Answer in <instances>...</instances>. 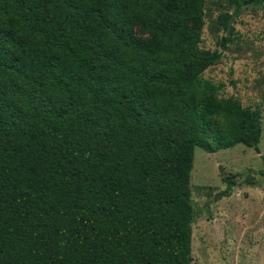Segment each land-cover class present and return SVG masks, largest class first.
<instances>
[{"label":"trees","instance_id":"obj_1","mask_svg":"<svg viewBox=\"0 0 264 264\" xmlns=\"http://www.w3.org/2000/svg\"><path fill=\"white\" fill-rule=\"evenodd\" d=\"M227 1L224 48L264 3ZM206 2L0 0V264H192L196 148L263 132L204 76Z\"/></svg>","mask_w":264,"mask_h":264},{"label":"rangeland","instance_id":"obj_2","mask_svg":"<svg viewBox=\"0 0 264 264\" xmlns=\"http://www.w3.org/2000/svg\"><path fill=\"white\" fill-rule=\"evenodd\" d=\"M234 11L227 0H207L200 48L222 52L204 76L222 83V95L238 98L262 113L259 148L243 144L217 152L197 147L192 170V264H264V3L248 5L234 18V41L218 21L221 12ZM136 31L149 36L141 27ZM226 178L236 181L229 196ZM251 181V182H250Z\"/></svg>","mask_w":264,"mask_h":264}]
</instances>
